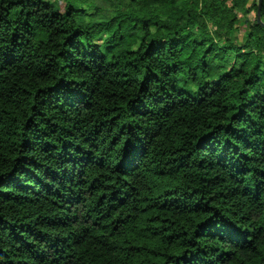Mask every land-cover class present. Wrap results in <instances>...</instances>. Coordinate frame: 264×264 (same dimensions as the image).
Listing matches in <instances>:
<instances>
[{
  "label": "trees",
  "instance_id": "1",
  "mask_svg": "<svg viewBox=\"0 0 264 264\" xmlns=\"http://www.w3.org/2000/svg\"><path fill=\"white\" fill-rule=\"evenodd\" d=\"M0 0V264H264V0Z\"/></svg>",
  "mask_w": 264,
  "mask_h": 264
},
{
  "label": "water",
  "instance_id": "2",
  "mask_svg": "<svg viewBox=\"0 0 264 264\" xmlns=\"http://www.w3.org/2000/svg\"><path fill=\"white\" fill-rule=\"evenodd\" d=\"M261 4H262V0H258L257 21H258L259 23H260L259 11H260Z\"/></svg>",
  "mask_w": 264,
  "mask_h": 264
},
{
  "label": "rangeland",
  "instance_id": "3",
  "mask_svg": "<svg viewBox=\"0 0 264 264\" xmlns=\"http://www.w3.org/2000/svg\"><path fill=\"white\" fill-rule=\"evenodd\" d=\"M47 1H50V2H52V1H54V0H47Z\"/></svg>",
  "mask_w": 264,
  "mask_h": 264
}]
</instances>
